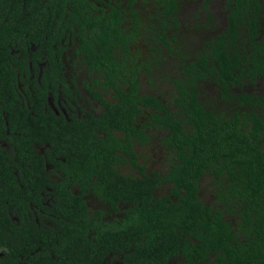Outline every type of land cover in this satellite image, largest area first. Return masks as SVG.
<instances>
[{
  "label": "trees",
  "instance_id": "trees-1",
  "mask_svg": "<svg viewBox=\"0 0 264 264\" xmlns=\"http://www.w3.org/2000/svg\"><path fill=\"white\" fill-rule=\"evenodd\" d=\"M50 5L42 0H0V264H102L112 250L120 251L118 264H165L180 252L179 247L183 248L181 254L185 259L181 264H199L197 256L210 252L218 257L215 264H264V153L256 144L262 135L255 127L249 131L239 121L238 113L230 115V120L223 116L215 119L200 106L194 90L189 89L190 84L208 76L222 87L226 96L234 98L228 88L241 85L245 72L261 74L264 39L258 38L254 12L257 0H237L235 9L227 15L224 31L211 41V48L199 58V66L184 68L185 79L176 81L180 95L176 102L183 105L185 115L194 125L193 132L182 133L187 145L179 148L182 164L177 170L182 177L176 180L182 181L186 189L187 194L181 197L183 204L165 203L155 211L140 208L136 216L139 220L135 219L131 226L115 230L98 226L90 238L85 232L93 221L86 218L81 205L75 210L65 207L72 198L67 191L56 197L57 218L53 225L37 226L33 217L29 218V201L39 197L35 189L45 182L41 175L43 166L38 169L33 160L37 156L32 149L35 133L39 131L43 136L48 132L47 124H51L57 128L58 136H66L71 143L76 126L69 127L44 111L48 90L45 80L41 85L30 82V88L24 84L25 95L20 98L18 81L24 80L21 74L17 77V71H27L28 67L25 56L19 57V53L12 51L29 43L59 44L65 31L81 33L82 43L99 46L97 50L86 49L87 58L104 68L111 79L120 65L113 63L112 52L106 45L119 34L120 25L117 19L88 10L80 0H55ZM47 7L54 8L51 15ZM53 69V64H49L42 76L51 75ZM123 93L117 89L116 94ZM242 94L243 100L250 99ZM106 106L109 112L105 117L112 121L115 117L129 121L134 109L125 96L118 98L116 104L106 102ZM202 169L213 172L217 183L226 184L227 192L219 195L223 210L211 213L196 199L194 176ZM114 183L120 191L129 192L119 181ZM234 210L240 216L237 225L243 241L230 238V226L222 219L225 212ZM11 215L18 217L19 223L12 221ZM190 236L200 240L198 245L189 241Z\"/></svg>",
  "mask_w": 264,
  "mask_h": 264
},
{
  "label": "flooded vegetation",
  "instance_id": "flooded-vegetation-1",
  "mask_svg": "<svg viewBox=\"0 0 264 264\" xmlns=\"http://www.w3.org/2000/svg\"><path fill=\"white\" fill-rule=\"evenodd\" d=\"M53 1L42 0V3L50 5ZM80 1L96 15L117 19L120 25L119 34H115L118 40L113 38L106 45V49L112 52L113 63L120 65L113 78L110 79L104 68L93 65V61L87 58L86 49L97 50L99 46L82 43L81 33L65 31L59 44L29 43L12 53L25 56L28 67L27 71H17V77L21 74L24 80L23 83L18 81L20 98L25 95L24 84L30 88V82L41 85L43 79L48 82L44 111L65 121L69 127L76 126L71 133V143L66 136H58L57 128L51 124H47L48 132L43 136L39 131L35 133L32 149L37 156L33 160L38 169L43 166L41 175L45 182L35 189L39 197L29 201L28 208L32 212L28 214L29 218L33 217L37 226L53 225L57 218L56 197L67 191L72 198L65 207L75 210L81 205L86 218L93 221L85 232L90 238L98 226L113 230L127 224L131 226L140 208L155 211L165 203L183 204L181 197L187 194L186 189L182 181L176 180L182 177L177 170L182 164L179 148L187 145L182 133L193 132L194 125L185 115L183 105L176 102V97L180 96L176 81L185 79L182 75L184 68L199 66L201 55L206 54L204 51L211 48L208 47L211 41L213 43L224 31L227 15L235 9L237 0ZM165 1L171 4L166 6ZM188 3L194 6L189 15L197 18L176 32L174 30L178 28ZM217 4L221 7L219 12L215 11ZM47 9L51 15L54 8ZM254 12L259 26L258 38L263 40L264 0H257ZM217 17L220 20L218 28L214 25ZM50 20L54 21V18L50 16ZM187 26L190 29H186ZM199 28L208 29V32L202 37L199 35L198 44L190 49L183 43L189 35L200 32ZM261 59L264 65V55ZM49 64H53L52 74L43 77ZM263 82L264 68L258 76L245 72L241 85L230 86L228 92L234 98L226 96L222 87L208 76L190 84L189 89L194 90L200 106L215 119L223 116L230 120V115L238 113L239 121L244 122L249 131L255 127L262 135L256 144L264 153ZM117 89L124 93L116 94ZM242 93L250 99L243 100ZM123 96L134 106L130 120L122 117H115L113 121L107 119L105 114L109 109L106 102L116 104ZM126 122L129 124L125 125ZM1 144L8 147L3 141ZM196 168L193 164V169ZM194 179L196 199L211 213L216 209L223 210L219 195L227 192L226 184L217 183L215 174L206 169L198 170ZM114 181H119L129 192L120 191ZM20 186L24 187L22 183ZM239 217L236 210L222 215L230 226V238L243 241L237 225ZM11 219L19 223L18 217L11 215ZM146 222L152 225L151 221ZM188 239L195 245L200 242L196 237ZM179 249L180 252L172 255L165 264L185 261L181 254L183 248ZM197 258L199 264H215L218 260L211 252ZM120 259V251L112 250L103 258L102 264H118Z\"/></svg>",
  "mask_w": 264,
  "mask_h": 264
},
{
  "label": "rangeland",
  "instance_id": "rangeland-1",
  "mask_svg": "<svg viewBox=\"0 0 264 264\" xmlns=\"http://www.w3.org/2000/svg\"><path fill=\"white\" fill-rule=\"evenodd\" d=\"M190 4H191V3H188V4L184 7L185 10L183 9V13H182V15H181V19H180V21H179V23H178V28H177L176 30H174V31H176V32H180V31L182 30L184 24L191 23V22L193 21V18H197V17H194L193 15H189V14H191V12H192V9H191V8L194 7V6L192 7V5H190ZM188 5H190L191 7L187 8ZM217 7H218V8H216L215 11H218V12H219V9H220L221 7H219V4H217ZM181 12H182V11H181ZM179 17H180V15H179ZM219 18H220V16H219ZM219 18L217 17L216 20L214 21V25H216L217 28L220 26V20H219ZM199 19L202 20V23H204V22H203L204 19H202V16H199ZM186 29H190V28L187 26ZM199 29H200V32H197L196 34L189 35L188 39L183 43V44H185L186 46H188V48H190V49H191V48H195L196 45H197L198 42H199V38H200V36L202 37V34H203L204 32H208V29H203V28H199ZM182 32H183V31H182ZM184 32H185V31H184ZM199 35H200V36H199ZM161 62H162V59H161ZM262 85H264V82L262 83Z\"/></svg>",
  "mask_w": 264,
  "mask_h": 264
}]
</instances>
